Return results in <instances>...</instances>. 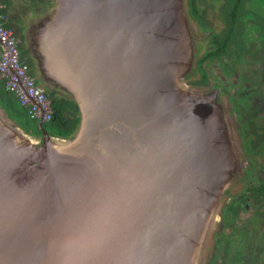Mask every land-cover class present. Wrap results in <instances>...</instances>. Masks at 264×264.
Returning <instances> with one entry per match:
<instances>
[{
	"label": "water",
	"instance_id": "1",
	"mask_svg": "<svg viewBox=\"0 0 264 264\" xmlns=\"http://www.w3.org/2000/svg\"><path fill=\"white\" fill-rule=\"evenodd\" d=\"M186 27L181 0H54L26 47L79 121L33 140L0 109V264H194L236 158L178 86Z\"/></svg>",
	"mask_w": 264,
	"mask_h": 264
},
{
	"label": "rangeland",
	"instance_id": "2",
	"mask_svg": "<svg viewBox=\"0 0 264 264\" xmlns=\"http://www.w3.org/2000/svg\"><path fill=\"white\" fill-rule=\"evenodd\" d=\"M48 1L54 3V0ZM197 5H195V9H192L194 20L199 23V21H204L205 18L207 26H210L207 22L211 20L213 21V19H215L213 22V27L211 24L209 31H211V33L213 31L216 32L220 28V25H218L220 22V18L218 17V15H216L218 6L215 5L213 7L210 0H205L204 2L199 3ZM255 5L256 10H258L257 13H259V16L262 15L261 17H264V0H258V3L257 1H255ZM2 7L3 4L0 0V14L2 15V12L4 11L3 15L12 20V25L14 26V28H19V33L14 32V28L12 30L10 29L13 33L14 38L18 42V49L20 48V46L23 45L26 49V54H28L26 45L31 41V35L36 33L35 28L37 27L38 22L45 17L46 14L44 12L47 11V9L50 10L49 5L46 4L45 6H41L38 4H31V0H11L9 6L5 8ZM181 10L183 17L186 18L187 21L186 38L188 40L189 45L191 46V66L189 67L187 64L184 63L178 68L176 74H180L182 76L184 75V80L180 82L181 84L178 83V86L181 87L183 90H187L194 95L199 94L204 97L203 99L199 98L198 101L200 102L204 103L205 99H213L212 102L215 107L217 106V108L220 110L219 113L221 119L223 121V124H225V127L227 128V132L229 134L228 143L230 144V150L234 151V156L236 158V161L233 165V171L229 174L228 179L223 186V190L219 194L220 198H218L217 200L218 204L216 203L217 205H215V207L209 212L208 218L206 220L207 226L205 227V231L202 235V241L198 246L199 249L195 258L193 259V262L194 264H222L223 262L227 264V256H233L241 249L238 246H234L235 244L232 243L233 237H240V239L244 240L243 246H245L246 244L249 254L250 252L258 254L260 249L264 247V245L261 244L260 240H258V236L254 235L256 230L261 229L259 227L260 224L256 223L257 225L251 226L247 222V220H249L247 219L248 214H244L241 211H238V207L235 206L236 204H233V207H231L230 209L228 208L231 202V197L241 190V178L244 175L243 171L245 166L241 154L243 153L244 156H248L249 154H251V150H256L255 154L258 156L257 161H259V165L262 166V168L264 169V158L263 156H259L262 152L264 154V143L262 142V145H254L251 137L249 138V141L245 143L242 137L238 136V133L236 131L237 115H239L240 120L241 117H245L242 120L246 119L247 116L246 113L243 112V110H251L262 101L260 94L261 91H255L254 94L251 96L250 101L247 100V104L243 105L237 101L238 99H235L233 97L230 99V94L228 96L225 95L229 93L231 88V85L229 84L227 92V85L225 84V82H227L226 79L225 82H221L220 79H216L211 84L209 83L207 88H193L189 84L191 83V80H197V76L193 75L194 62L197 57V55H195L193 51V45H196L198 41H200V35L197 32L196 26L198 25L194 20H192L190 16L188 0H181ZM247 17H251V15H247ZM249 20L250 18H247V20L243 22L244 24H241L240 30L242 39L243 34L246 32V30L249 29L248 23L251 22ZM28 56L33 61L34 68L32 70L37 76L36 79L34 78L35 82L41 85L45 92L47 89H50L61 94V96L65 95L70 101H72L70 97L61 89H51L47 85L43 84L41 78L38 76L36 61L31 57L30 54H28ZM176 59L183 60L179 55L176 57ZM187 78L192 79H190V81H186ZM240 86L242 88V91H248L249 89L251 91V94L252 90H255L254 86H251L248 82L241 83ZM223 87H225V90ZM259 99L261 100L260 102H258ZM238 109L240 110L239 113H237L236 111ZM249 120H253V122L259 125V127H264V123L262 122V119L260 120L259 116L255 119L251 117ZM214 126H218L217 120H214ZM250 126H245V128L250 129ZM23 135L27 136V134L24 132ZM29 137H31L30 139L33 140L37 139L30 135ZM262 140H264V138L261 139V141ZM252 202L257 205V202L255 200H253ZM256 212L258 215H262V217L264 216V203L260 204V206L256 209ZM260 256L264 257V249Z\"/></svg>",
	"mask_w": 264,
	"mask_h": 264
},
{
	"label": "flooded vegetation",
	"instance_id": "3",
	"mask_svg": "<svg viewBox=\"0 0 264 264\" xmlns=\"http://www.w3.org/2000/svg\"><path fill=\"white\" fill-rule=\"evenodd\" d=\"M204 1L205 0H195L194 2L195 5H197ZM210 1L213 7L215 5L218 6L216 15H218L220 18V22L218 24L220 25V28L216 32L213 31L212 33L209 31V29L211 24L213 27V22L215 19H213V21L211 20L207 22L210 26H207L205 18L204 21H199V23H197L193 18L192 10L196 7L195 5L192 7L191 1L188 0L189 13L192 20H194L198 25L196 27L197 32L200 35V41H198L196 45H193V51L195 55H197L194 62L193 75L197 76V80L190 81L192 78H187L186 81H190L191 83L189 84L193 88L199 89L207 88L209 83L211 84L216 79H220L221 82H225L226 79L227 82H225V84L227 85V92L229 84L231 85V88L229 93L225 95L228 96L230 94V99L232 97L238 99L237 101L243 105L247 104V100L250 101V98L255 91H261L260 94L262 101L259 99L258 102H261L252 108V111L248 109L243 110V112L246 113V119L242 120L245 117H241L240 120L239 115H237L236 131L238 136H241L245 143L249 141V138L251 137L254 145H262V142L264 143V140L261 141V139L264 138V127H259V125L255 124L253 120H249L251 117L255 119L259 116L260 120L262 119V122L264 123V20L262 19L261 21L258 19L259 13H257L258 10L255 8V1L258 3V0H252V10H254V8L255 10L252 14L253 16L251 15V17H249V21L251 22L248 23L249 29L246 30L247 34L246 32L244 33L242 42L239 41L238 45L233 44L234 42L232 41L229 42L228 45L222 44L227 32L230 30L229 28L233 27L234 25L238 27V25L235 24V21H232L233 17L227 13L228 9L232 10L236 0ZM3 7L5 8L7 6L3 4ZM3 12L2 15L0 14V23L5 25V23L10 21L12 25V20L4 16ZM231 22H233L232 25H230ZM216 40L219 41L218 43L220 47L225 48L223 53H218L219 49ZM227 49H229L228 52ZM244 82H248L251 86H254L255 90H252V94L249 89L248 91L241 90L242 88L240 85ZM223 88L225 90V87ZM236 111L237 113L240 112L239 109ZM245 126H250V129H246ZM255 153L256 150H251V154L248 156H244L243 153L241 154L242 160L245 163L243 171L244 175L241 178V190L231 197V202L236 204L235 206L238 207V211L248 214L247 219L249 220H247V222L251 226L257 225L256 223L260 224L259 227L261 229L256 230L254 235H257L258 240H260L261 244L264 245V216L262 217V215H258L256 212V209L260 206V204L264 203V192L256 193L255 189H251L253 185L261 183V178L264 175V169L262 166L259 165L258 168L260 170L257 169V166L255 169L250 167L251 163L260 164L259 161H257L258 156ZM259 156H263L264 158L263 152ZM253 200L257 202V205L252 202ZM243 201L245 204H243ZM241 205H243V207ZM232 243L235 244L234 246L241 248L237 252L241 254L239 257L240 261H234L232 264H264V257L260 256L264 247L260 249L258 254H254L253 252H250L249 254L246 244L243 246L244 240L240 239V237H233Z\"/></svg>",
	"mask_w": 264,
	"mask_h": 264
},
{
	"label": "trees",
	"instance_id": "4",
	"mask_svg": "<svg viewBox=\"0 0 264 264\" xmlns=\"http://www.w3.org/2000/svg\"><path fill=\"white\" fill-rule=\"evenodd\" d=\"M11 0H1V2L5 6L10 5ZM31 0V4H38L41 6H45L46 4L49 5L50 10L47 9L45 11V14L50 13V11L53 9L54 3L50 2L48 0ZM46 1V2H44ZM191 6L193 7L195 5V0H190ZM252 0H236L235 5H233L232 10L228 9L227 13L233 17V22L235 21V24L238 25L236 27L235 25L227 32L224 40L222 41V44L228 45L229 42H234L233 44L238 45V42H242V36H241V24H244L243 22L246 20L247 15H252L254 13V10H252ZM253 16V15H252ZM262 16V15H261ZM259 16L258 18L262 21L264 20V17ZM230 25H232V23ZM7 29H13L14 26L11 25V22L8 21L3 25ZM240 27V28H239ZM14 32L19 33V28H14ZM16 33V34H17ZM247 34V32H246ZM244 35V34H243ZM244 37V36H243ZM218 44V53H223L225 50L224 47H220L219 41H217ZM20 52V60L24 61V64L27 69V73L30 77L33 79L37 78L35 72L32 70L34 68L33 61L31 58L26 54V49L24 46H20L18 49ZM229 49H227L228 52ZM28 53V52H27ZM47 98L50 100V107H51V118L48 122L43 124V127L46 131H48L51 135L56 137H62V138H68L71 137L74 132L76 131L79 117L77 112V106L74 102L70 101L65 95L61 96V94L57 93L56 91H52L50 89H47L45 92ZM0 109L11 119L13 120L27 135H30L34 138H38L40 136V130L38 127V124L36 121L29 118L28 109L25 107H22L19 105L17 98L14 96L12 92H9L5 90L3 81L0 80ZM260 170L258 163H251L250 167L256 168ZM262 171V170H261ZM261 183L257 185H253L251 189H255L256 193H262L264 192V175L261 178ZM243 204L245 202L243 201ZM243 207V205H241ZM233 207V203L231 202L228 208L230 209ZM241 254L236 253L233 256H227V264H232L234 261L239 262ZM222 264H225L223 262Z\"/></svg>",
	"mask_w": 264,
	"mask_h": 264
},
{
	"label": "built area",
	"instance_id": "5",
	"mask_svg": "<svg viewBox=\"0 0 264 264\" xmlns=\"http://www.w3.org/2000/svg\"><path fill=\"white\" fill-rule=\"evenodd\" d=\"M1 9V8H0ZM0 80L5 90L12 92L20 106L28 109L29 118L48 122L51 118L50 100L44 89L27 73L16 39L10 29L0 23Z\"/></svg>",
	"mask_w": 264,
	"mask_h": 264
}]
</instances>
